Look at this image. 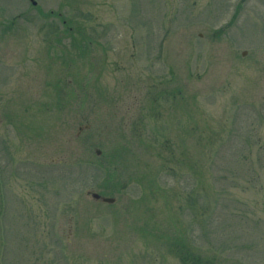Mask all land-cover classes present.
Segmentation results:
<instances>
[{
  "label": "rangeland",
  "instance_id": "rangeland-1",
  "mask_svg": "<svg viewBox=\"0 0 264 264\" xmlns=\"http://www.w3.org/2000/svg\"><path fill=\"white\" fill-rule=\"evenodd\" d=\"M36 1L0 0V264H264V0Z\"/></svg>",
  "mask_w": 264,
  "mask_h": 264
},
{
  "label": "water",
  "instance_id": "water-1",
  "mask_svg": "<svg viewBox=\"0 0 264 264\" xmlns=\"http://www.w3.org/2000/svg\"><path fill=\"white\" fill-rule=\"evenodd\" d=\"M33 2V4H37V2L35 0H31ZM97 153L99 154L100 151H97ZM91 196L95 199V200H100V201H103V202H107V203H114L115 202V198L113 197H108V196H103L97 192H92L91 193Z\"/></svg>",
  "mask_w": 264,
  "mask_h": 264
},
{
  "label": "trees",
  "instance_id": "trees-1",
  "mask_svg": "<svg viewBox=\"0 0 264 264\" xmlns=\"http://www.w3.org/2000/svg\"><path fill=\"white\" fill-rule=\"evenodd\" d=\"M193 264H202L201 261L197 262V259L194 257V263Z\"/></svg>",
  "mask_w": 264,
  "mask_h": 264
}]
</instances>
